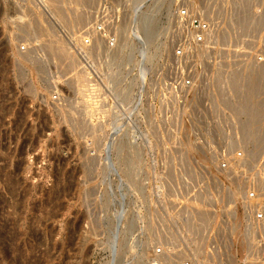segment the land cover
Listing matches in <instances>:
<instances>
[{
	"label": "rangeland",
	"instance_id": "obj_1",
	"mask_svg": "<svg viewBox=\"0 0 264 264\" xmlns=\"http://www.w3.org/2000/svg\"><path fill=\"white\" fill-rule=\"evenodd\" d=\"M182 7L212 31L177 59ZM263 156L264 0H0V264H261Z\"/></svg>",
	"mask_w": 264,
	"mask_h": 264
},
{
	"label": "built area",
	"instance_id": "obj_2",
	"mask_svg": "<svg viewBox=\"0 0 264 264\" xmlns=\"http://www.w3.org/2000/svg\"><path fill=\"white\" fill-rule=\"evenodd\" d=\"M175 26L178 28L177 33L181 37L187 38L186 42H188L186 44L183 41V43L180 42L176 45L175 57L177 59H181L186 53L192 54V51H187L189 48L202 47L208 41L212 31L211 23L203 15L192 14L189 9L184 7L176 10ZM114 43L115 38L111 37L110 45H114ZM179 84L182 87H190L192 83L189 77H184L181 78ZM247 157L248 155L242 153L234 155L233 158H227L224 155L220 162V169L228 171L231 169L232 163L243 165ZM232 159L235 160L232 161ZM261 184L262 186L264 185V180L261 181ZM241 204L245 210L247 234L249 239L252 240L250 253L252 257L260 256L263 259L262 261H264V189L263 191H258L254 187L252 190H248L241 198ZM181 264H192V262L186 261Z\"/></svg>",
	"mask_w": 264,
	"mask_h": 264
},
{
	"label": "bare ground",
	"instance_id": "obj_3",
	"mask_svg": "<svg viewBox=\"0 0 264 264\" xmlns=\"http://www.w3.org/2000/svg\"><path fill=\"white\" fill-rule=\"evenodd\" d=\"M85 11V10H84ZM86 15H87V13H86ZM247 16L245 15V14H242L239 18H237L236 17V19H238L237 20V23H233V24H235L236 25V30H246L248 27V22H247V18H246ZM235 19V20H236ZM85 20H87L86 19V16H81L79 19H78V23H85ZM255 20V19H254ZM257 20V19H256ZM245 33V32H244ZM245 37V36H244ZM243 39V38H242ZM59 41H60V39H59ZM240 42V41H239ZM57 43V42H56ZM56 45V44H55ZM56 52H62V51H64L65 49H64V47H63V44H58L57 46H56ZM68 51V50H67ZM241 51V50H240ZM67 59V58H66ZM234 72H237V71H234ZM234 72H232V74L234 73ZM144 73V72H143ZM237 74H239V72H237ZM236 73H235V75H237ZM233 76V75H232ZM82 77L83 76H78L77 77V82H78V86H82L83 85V81L84 80H82ZM229 78H230V76H229ZM233 78V79H232ZM241 78H242V76H241ZM244 78V77H243ZM222 79V78H221ZM226 80H227V78H225ZM225 79L223 78V80L225 81ZM232 79V80H231ZM231 79H229L230 81H232L231 82V87L232 88H230V89H233V90H235L234 92H235V95H236V91L238 92L239 90L241 91L242 90V88H243V86H244V84L246 85V82L243 84L242 82H244V80L242 81L241 79H240V76H234V77H231ZM85 83V82H84ZM224 83V82H223ZM227 83V82H226ZM254 83V82H253ZM82 84V85H81ZM228 84V83H227ZM253 85H255V84H253ZM252 85V86H253ZM256 87H257V85H255ZM247 87V86H246ZM255 87V88H256ZM252 89H254V86L252 87ZM239 91V92H240ZM243 91V90H242ZM241 91V92H242ZM238 92V93H239ZM242 93H244V92H242ZM249 93V92H248ZM248 93H247V95H248ZM251 93H252V90H251ZM234 95V96H235ZM242 95V94H241ZM240 94L239 95H237V96H241ZM244 95V94H243ZM242 95V96H243ZM246 93H245V95L243 96L245 99H246ZM252 95H253V93H252ZM241 96V97H242ZM251 96V95H250ZM254 97V96H253ZM252 97V98H253ZM244 98L241 100V98L239 99V100H241L240 102H238L239 104H238V107H237V104L235 105L236 107H237V109L239 110V111H243L245 108H247V102H248V99H246V100H244ZM248 98H250V97H248ZM224 100H226V98L224 99ZM223 100V101H224ZM233 100H234V98H233ZM228 101V100H227ZM235 101V100H234ZM225 102V101H224ZM235 103V102H234ZM248 109V108H247ZM238 111V112H239ZM246 111V110H245ZM82 126V125H81ZM82 128V127H81ZM250 130H247V132H249ZM251 133V132H250ZM249 134V133H248ZM12 185V184H11ZM195 205H197V204H199L198 202L196 203V202H193ZM198 206L200 207V205H197V208H198ZM196 207V206H195ZM201 208V207H200ZM204 209V208H203ZM196 209H194V211H195ZM198 211H199V208L197 209ZM198 211H196V212H198ZM206 212V211H205ZM199 213H203V211L202 212H200L199 211ZM199 213H198V215H199ZM195 215V214H194ZM205 216H206V213L204 214ZM203 216V215H202ZM198 217H200V215L198 216ZM197 219H199L198 221H196V222H194L193 221V223H192V227L193 228H195V229H197V231L201 228V226H199V225H201V223H202V221L204 220H202V217L201 218H194V220H197ZM204 223V222H203ZM191 224V223H190ZM196 226H198L199 228H196ZM190 228H191V226H190ZM192 228V229H193ZM195 229H193V231L195 230ZM173 262H174V259L172 258V257H170L169 258V260H168V262H167V264H173ZM175 263V262H174ZM261 264H264V261L261 263Z\"/></svg>",
	"mask_w": 264,
	"mask_h": 264
}]
</instances>
